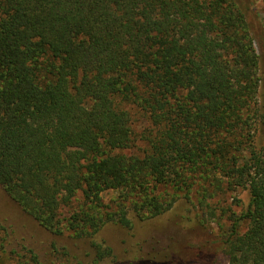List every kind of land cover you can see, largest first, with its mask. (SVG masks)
<instances>
[{
    "label": "trees",
    "instance_id": "16d2710c",
    "mask_svg": "<svg viewBox=\"0 0 264 264\" xmlns=\"http://www.w3.org/2000/svg\"><path fill=\"white\" fill-rule=\"evenodd\" d=\"M249 4L0 0V187L75 239L243 189L222 251L264 264V37Z\"/></svg>",
    "mask_w": 264,
    "mask_h": 264
},
{
    "label": "rangeland",
    "instance_id": "374dc122",
    "mask_svg": "<svg viewBox=\"0 0 264 264\" xmlns=\"http://www.w3.org/2000/svg\"><path fill=\"white\" fill-rule=\"evenodd\" d=\"M249 7L255 31L264 37V0H250ZM259 42L256 37L257 53ZM140 148L137 143L132 152L139 154ZM101 196L108 203L118 193L107 191ZM190 197H179L169 211L155 219H134L129 230L108 225L92 239H75L41 228L0 187V260L2 264H147L152 260L160 264H227L221 235L230 226L228 217L245 210L247 191L228 192L209 208ZM92 243L109 248L110 257L95 263Z\"/></svg>",
    "mask_w": 264,
    "mask_h": 264
}]
</instances>
